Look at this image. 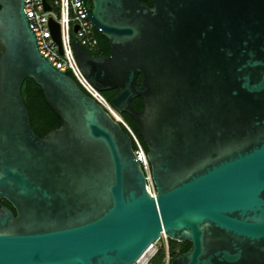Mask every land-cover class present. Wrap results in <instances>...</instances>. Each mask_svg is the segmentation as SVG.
Listing matches in <instances>:
<instances>
[{
  "label": "water",
  "instance_id": "water-1",
  "mask_svg": "<svg viewBox=\"0 0 264 264\" xmlns=\"http://www.w3.org/2000/svg\"><path fill=\"white\" fill-rule=\"evenodd\" d=\"M81 1L109 54L72 41L79 68L117 91L154 194L128 134L39 55L23 0H0V264H135L161 233L190 244L170 264H264V0ZM25 79L59 118L42 137Z\"/></svg>",
  "mask_w": 264,
  "mask_h": 264
},
{
  "label": "built area",
  "instance_id": "built-area-1",
  "mask_svg": "<svg viewBox=\"0 0 264 264\" xmlns=\"http://www.w3.org/2000/svg\"><path fill=\"white\" fill-rule=\"evenodd\" d=\"M49 10H45L43 0H23V14L28 27L32 32L39 55L57 71L70 75L78 86L92 98L108 116L128 134L131 139L135 161L138 162L145 174L147 189L154 194V185L151 178L150 165L146 156V149L140 137L133 131L110 102L86 78L79 68L72 41L82 48L93 50L97 45L96 35L101 34L95 29L85 14L90 12L88 3L82 6L81 0H45ZM49 20L59 27V44L52 39ZM76 28V31H74ZM163 251V257L156 262L157 256ZM176 255L170 254L168 239L161 233L159 240L149 245L137 258L135 264H170Z\"/></svg>",
  "mask_w": 264,
  "mask_h": 264
},
{
  "label": "trees",
  "instance_id": "trees-1",
  "mask_svg": "<svg viewBox=\"0 0 264 264\" xmlns=\"http://www.w3.org/2000/svg\"><path fill=\"white\" fill-rule=\"evenodd\" d=\"M140 1L151 6L150 0H140ZM96 39H97V45L93 50H88L86 47H83V49L90 55H94L98 57H103L108 55L107 40L101 34H97ZM140 81L141 78L138 77L137 79L138 86L140 85ZM116 93H117L116 90H112V91L103 92L102 95L108 101H110L116 95ZM21 96L23 98L24 105L29 114L30 126L36 135L42 137L49 130L59 126V118L46 104L41 89L31 79L24 80L21 88ZM131 105L134 109L140 111L142 108V101L140 98H136L131 102ZM122 116L125 119V121L129 124V126L133 129V131L138 135L137 125L134 122V120L125 113L122 114ZM1 204L11 208V206L5 201H1ZM168 244H169L170 254L176 256L186 252L190 247L189 243H176L170 240H168ZM162 257H163V251H160V253L157 256L156 262H159Z\"/></svg>",
  "mask_w": 264,
  "mask_h": 264
},
{
  "label": "flooded vegetation",
  "instance_id": "flooded-vegetation-1",
  "mask_svg": "<svg viewBox=\"0 0 264 264\" xmlns=\"http://www.w3.org/2000/svg\"><path fill=\"white\" fill-rule=\"evenodd\" d=\"M108 54H109V48H108ZM107 56V55H106Z\"/></svg>",
  "mask_w": 264,
  "mask_h": 264
}]
</instances>
